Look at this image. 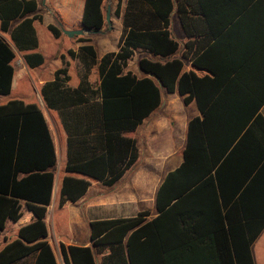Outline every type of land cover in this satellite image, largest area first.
Here are the masks:
<instances>
[{"label": "trees", "instance_id": "trees-1", "mask_svg": "<svg viewBox=\"0 0 264 264\" xmlns=\"http://www.w3.org/2000/svg\"><path fill=\"white\" fill-rule=\"evenodd\" d=\"M186 2L190 0H128L119 50L99 59L90 39L81 37L83 45L79 50L68 52L83 65L80 86H67L65 63V67L56 71L55 79L42 87L43 99L49 108L59 112L69 136L66 171L97 179L107 186L117 183L138 160L136 141L124 134L135 131L162 104L163 90L177 92L185 104L196 99L202 113V118L195 117L189 122L182 164L167 174L157 191L159 215L148 222H145L148 212L136 218L91 222V240L96 250L92 246L63 245L66 264H97L96 254L105 250L109 253L103 264H175L169 258L175 251L172 243L176 238V215L179 219L182 216L178 208L196 194H214L225 208L232 205L241 209L247 235L241 248L235 242L237 264H254L251 244L264 228V117L256 108L246 118L230 120L229 134L225 137L222 133L214 135L208 78L183 71V61L174 58L180 44L169 31L170 15L175 5H179L185 22ZM121 3L119 0L118 15ZM105 9L104 0H86L81 27L102 31L107 24ZM36 10V0H0L4 32L12 21L24 18L12 31L11 39L20 51L29 52L24 58L31 68L44 63V57L35 52L39 41L34 21H41L42 17H26ZM49 30L56 38L63 34L55 25H49ZM139 49L159 57L139 59L140 70L152 77L138 79L131 72L125 73L129 60ZM15 59L11 45L0 36V96L12 92ZM95 65L101 78L97 91L88 82ZM193 65L201 63L195 60ZM91 132L95 134L89 137ZM81 148L91 149L92 155L80 157ZM30 154L33 157H28ZM56 162L51 133L38 106L23 101L0 106V235L7 220L16 223L21 219V201L35 217L0 251V264H14L33 254H37L35 264H58L48 241L46 223ZM21 174L23 177L19 178ZM90 185L83 178L65 176L59 206L77 202Z\"/></svg>", "mask_w": 264, "mask_h": 264}, {"label": "crops", "instance_id": "crops-1", "mask_svg": "<svg viewBox=\"0 0 264 264\" xmlns=\"http://www.w3.org/2000/svg\"><path fill=\"white\" fill-rule=\"evenodd\" d=\"M85 1L50 0V5L58 9L64 21L70 24L82 21ZM36 3L37 10L26 17L32 18L35 15L42 17L41 21H34L39 41L35 52L44 57L41 66L29 67L24 58L29 52L20 51L11 39L12 31L24 18L12 21L7 32L2 30L0 21V36L11 45L19 58V63H13L15 76L12 92L0 96V106L12 101L35 104L46 119L57 158L52 169L55 174L52 200L47 207L48 241L58 264H66L61 250L63 245L92 246L95 249L91 240V222L136 218L142 212H148L149 215L145 217V222H148L159 215L156 207L157 191L167 174L182 164L189 122L195 117L202 118V113L196 99L185 104L183 97L177 92L167 93L163 90L162 104L145 118L135 131L124 134L136 141L139 158L117 183L107 186L97 179L68 173L66 166L69 136L59 112L49 108L43 99L42 87L53 81L56 71L66 64L69 75L67 86L71 88L80 86L83 65L78 58L73 59L68 52L79 50L83 45L81 37L90 39V44L94 45L99 59L108 52L119 50L128 0H122L119 15L117 14L119 0L109 1L110 20L109 22L106 20V23L119 24L114 49L103 47L104 43H97L93 37L87 36L97 33L87 32L78 36L75 41L70 38L74 42H71L65 53L56 55L51 64L48 63L50 55L43 43L46 40L57 42L60 37L56 38L49 30V25H54L53 16L49 12L47 14L41 12V0H36ZM105 3L106 0L104 5ZM183 7L185 22L181 19L179 5H175L170 15L169 31L180 44L174 58L183 61V71L193 72L201 79L208 78L210 116L215 120L212 132L215 136L222 133L221 136L225 137L229 134L227 126L230 120L246 118L256 108H259V114L264 117V0H190V3H184ZM39 27H43L42 41L39 39ZM46 32L49 33V38H45ZM98 48L103 49L100 55ZM138 53L144 55L140 58L159 59L139 49L132 57L133 59L137 56L138 62L140 59ZM132 59L129 60L125 73L131 72L138 79L152 77L142 72L139 64L135 66L134 60L130 62ZM195 60H199L201 65L194 66ZM88 82L92 90H98L101 78L97 65L90 70ZM167 95H173V100L166 97ZM95 97L97 98V95ZM94 134L91 132L89 137ZM32 149L30 148V151ZM78 155L89 157L92 150L81 148ZM21 157H24V148ZM28 157L33 155L30 154ZM67 175L83 178L91 185L77 202H66L60 207V190ZM22 177L21 174L19 178ZM123 181L127 183L113 194L111 201L105 199L110 198L112 188ZM254 194L258 197V190ZM201 199L209 201H198ZM21 204L23 213L21 219L16 223L7 220L6 228L0 235V251L18 237L22 226L35 219L34 214L26 208L25 202L21 201ZM56 212L59 215L57 214L55 218ZM180 212L181 219L176 215V238L172 243L175 251L169 260L175 264H237L235 242L241 248L247 235L240 208H233L232 205L225 208L223 201L220 198L218 200L214 194L208 196L196 194L183 202L178 208V214ZM254 229L257 230V221L254 223ZM108 253L109 250L97 253V264H103V258ZM251 254L254 264H264V228L251 244ZM36 257L37 254H33L14 264H35Z\"/></svg>", "mask_w": 264, "mask_h": 264}, {"label": "rangeland", "instance_id": "rangeland-1", "mask_svg": "<svg viewBox=\"0 0 264 264\" xmlns=\"http://www.w3.org/2000/svg\"><path fill=\"white\" fill-rule=\"evenodd\" d=\"M109 1L110 0H106V3H105V13L107 14V11H108V8H110V5H109ZM51 2L50 0H41V12L43 14H47L48 12L53 16V20H52V23L59 27L62 32H63V29H70V28H73V29H78L81 27V22H74V23H70V24H67L65 21H64V18L61 14V12L54 8L53 6L50 5ZM51 15H49V17H52ZM43 27H39V31H38V34L40 35L39 36V39L40 41H42L44 39V36H43ZM119 33V24H116V23H108L106 24V26L104 27V29L101 31V33H97V34H87V36H91L94 38L95 42L97 43H104V46L103 47H109L108 49H114L116 47V37ZM45 38H49V33L46 32L45 33ZM76 40V38H78V36H74V37H69L67 36L66 34H62V36L60 37V39H57V42H53V41H50V40H46L44 43H43V46L45 47V49L47 50L48 54L50 55V61L48 62L49 64H51L52 62H54V58L56 57V55H60L61 53H65V51L67 50L68 47H70L71 45V42H74V41H71L70 40ZM74 45V44H73ZM103 49L102 48H98V53L99 55L102 54L103 52ZM144 56L143 53H138V58ZM137 56H135L130 62H132L134 60V65L137 66L138 64V61L136 60ZM19 58L18 56L16 55V59L14 61V63H19L18 62ZM23 90V89H22ZM166 97H170V99H172L173 95H167ZM173 100V99H172ZM127 183V181H123L121 183H119L117 185V187H113L112 190H111V194L109 195L110 198H105V199H109V201H111L112 199V196L113 194L119 190V188H122L125 184ZM147 185V184H145ZM116 188V189H115ZM93 190H95V188H93ZM115 190V191H113ZM57 212L55 213V218L57 217ZM59 215V214H58ZM82 217V216H81ZM83 217H84V214H83Z\"/></svg>", "mask_w": 264, "mask_h": 264}, {"label": "water", "instance_id": "water-1", "mask_svg": "<svg viewBox=\"0 0 264 264\" xmlns=\"http://www.w3.org/2000/svg\"><path fill=\"white\" fill-rule=\"evenodd\" d=\"M106 20L109 22L110 20V8H108L107 14H106ZM98 33L99 31H91L90 29H87L85 27H82V29L78 30H66L63 29V33L66 34L69 37H74V36H82L85 33Z\"/></svg>", "mask_w": 264, "mask_h": 264}]
</instances>
